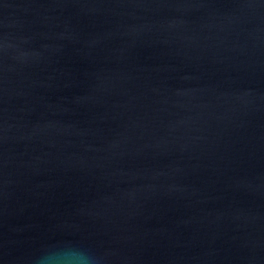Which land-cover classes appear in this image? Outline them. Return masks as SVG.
I'll list each match as a JSON object with an SVG mask.
<instances>
[{"label": "water", "instance_id": "1", "mask_svg": "<svg viewBox=\"0 0 264 264\" xmlns=\"http://www.w3.org/2000/svg\"><path fill=\"white\" fill-rule=\"evenodd\" d=\"M0 264H264V0H0Z\"/></svg>", "mask_w": 264, "mask_h": 264}]
</instances>
